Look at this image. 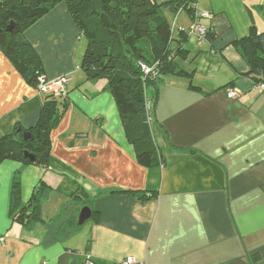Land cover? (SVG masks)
Here are the masks:
<instances>
[{
	"label": "crops",
	"instance_id": "obj_1",
	"mask_svg": "<svg viewBox=\"0 0 264 264\" xmlns=\"http://www.w3.org/2000/svg\"><path fill=\"white\" fill-rule=\"evenodd\" d=\"M194 6L208 13L197 21L224 42L191 34L172 44L181 48L174 62L186 76L165 74L154 99L146 89L156 153L148 164L137 159L106 81H90L80 68L86 43L67 5L56 4L24 31L41 73L68 74L71 81L64 109L55 99L60 117L50 132L51 160L0 163V264H83L87 256L94 264L127 257L134 264H264V94L229 44L250 27L264 32V0H196ZM162 13L173 36L192 24L184 11ZM228 83L237 90L233 98ZM46 97L0 51V138L16 123L34 126ZM17 171L22 202L41 182L47 189L42 222L28 228L9 216ZM83 206L95 217L57 239ZM63 211V223L54 226Z\"/></svg>",
	"mask_w": 264,
	"mask_h": 264
},
{
	"label": "trees",
	"instance_id": "obj_2",
	"mask_svg": "<svg viewBox=\"0 0 264 264\" xmlns=\"http://www.w3.org/2000/svg\"><path fill=\"white\" fill-rule=\"evenodd\" d=\"M61 2L67 5L86 43L80 68L88 80L106 81L105 89L114 98L137 159L142 164L150 163L156 153L146 108V89L154 90V99L158 83L165 74L186 76L174 62L181 48H173L172 44L185 41L189 35L185 29H178V34L173 36L162 8H168L174 14L184 11L193 22L201 17L194 6L196 0H167L162 3L153 0H0V51L32 87H36L37 77L42 71L37 55L24 37V31ZM205 38L215 41L214 45L224 42L207 28ZM229 44L245 60L247 75L253 83L264 82V32L250 27L246 36ZM143 68L150 71L145 73ZM225 86L232 87V83ZM55 99L47 95L34 126L26 129L16 123L9 134L0 138V163L13 159L23 165H46L51 160L50 132L60 117ZM65 100L60 99L63 109ZM26 133L30 134V138H23ZM25 151L33 158L26 157ZM19 175L17 171L10 184L9 216L28 228L42 222L40 203L47 189L41 182L30 199L22 202ZM125 192L141 201L148 199L141 191ZM95 215L92 211L91 217ZM78 229L76 216H72L56 231L55 236L64 239L66 234Z\"/></svg>",
	"mask_w": 264,
	"mask_h": 264
},
{
	"label": "built area",
	"instance_id": "obj_3",
	"mask_svg": "<svg viewBox=\"0 0 264 264\" xmlns=\"http://www.w3.org/2000/svg\"><path fill=\"white\" fill-rule=\"evenodd\" d=\"M200 16H208V13H201ZM188 35L195 34L198 38L203 39L206 28L201 25L197 20L192 22V25L185 29ZM144 67V66H143ZM146 72H149L150 69L143 68ZM71 77L68 74L60 75L54 79H47L43 74L38 75L36 89L39 93L43 95H50L57 99H64L67 97L69 84ZM253 88L256 92L264 94V82L253 83ZM226 95L230 98H233L237 95V90L228 87L226 88ZM2 239H0V243ZM135 259L132 257H127L122 260L120 264H134ZM83 264H94L89 256L84 260Z\"/></svg>",
	"mask_w": 264,
	"mask_h": 264
},
{
	"label": "water",
	"instance_id": "obj_4",
	"mask_svg": "<svg viewBox=\"0 0 264 264\" xmlns=\"http://www.w3.org/2000/svg\"><path fill=\"white\" fill-rule=\"evenodd\" d=\"M23 138L24 139L30 138V134L29 133L24 134ZM24 155L26 157L33 158L32 154L28 153L27 151H25ZM91 215H92V212H91L90 207L83 206L79 210L78 215H77V225L78 226L83 225L87 220H89L91 218Z\"/></svg>",
	"mask_w": 264,
	"mask_h": 264
},
{
	"label": "rangeland",
	"instance_id": "obj_5",
	"mask_svg": "<svg viewBox=\"0 0 264 264\" xmlns=\"http://www.w3.org/2000/svg\"><path fill=\"white\" fill-rule=\"evenodd\" d=\"M171 23H172V18H171ZM192 25V24H191ZM190 25V26H191ZM145 71V70H144ZM145 73H147L146 71H145ZM71 202L70 203H72L73 205H76V206H81L82 205V201L81 200H78V201H75V199H74V201H72V200H70ZM62 214L63 215H61V217L59 218V219H56L55 220V224H54V226L55 225H57V224H59V221L60 222H62V221H64V219H65V217H66V214H65V212L63 211L62 212ZM74 214H77V211H75V213ZM72 217V216H71ZM87 221H89V220H87ZM63 223V222H62ZM76 223H77V218H76ZM87 223V222H86ZM64 224V223H63ZM86 224H84V226H85ZM57 226H59V225H57ZM82 227H83V225H82Z\"/></svg>",
	"mask_w": 264,
	"mask_h": 264
}]
</instances>
